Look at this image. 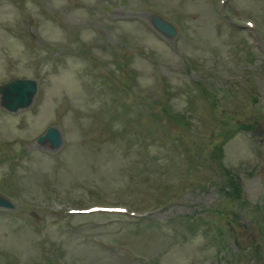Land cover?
Segmentation results:
<instances>
[{
    "label": "rangeland",
    "instance_id": "rangeland-1",
    "mask_svg": "<svg viewBox=\"0 0 264 264\" xmlns=\"http://www.w3.org/2000/svg\"><path fill=\"white\" fill-rule=\"evenodd\" d=\"M230 3L234 7H237L236 0H230ZM138 4L139 3H137V5ZM166 8L169 9L172 8V6ZM261 8L264 12V4ZM257 13L261 18L264 17L261 11L257 10ZM135 20L139 21L137 18H135ZM117 25L118 27L113 35L117 38L119 43H129L140 38V35L137 33V31L139 32L136 28L138 27L137 25L133 24V26H131L132 30L126 29L124 24L118 23ZM159 48L161 51L167 50L163 45H160ZM262 85L264 90V82ZM260 92L264 93L263 91ZM115 156L116 157H114L112 161L109 160L110 162L108 164H102L103 167H100L99 169L93 168L85 173L86 176H77V179H98L101 181L102 186L107 189L127 187L129 177L135 175L139 170L144 169L145 165L143 164H152L151 158L153 155L143 154V158L137 159L132 152H118ZM57 182L64 188H67V178H57ZM110 183H113L112 186H110ZM36 184V181L32 184L34 186L33 190L35 191ZM248 187H251L252 189L250 197L253 200L264 202V181L252 179L248 182ZM64 188L59 190L61 197H66V191ZM47 203L57 204L58 201L57 199H53L47 201ZM182 216L183 215H180L178 211H174L164 216L162 221H159L156 224L164 227L167 219L176 218V222H179L183 220ZM16 226L18 227L19 225L17 224ZM79 227H81L80 232H73L71 230L64 231L63 241L65 243L74 242V244L76 243L77 245H80L81 239H79L77 235H83L85 241H87V245L92 249L88 250L85 249V247L71 248L69 260L73 262V264H102V261L103 264H123L122 255L118 251L121 248L123 251H127V249L130 248L136 251H142L147 248L145 254L156 260L158 264H197L198 262H201L202 264H210V261L205 258L208 256V253H202L200 251L204 246V243L199 239H195L185 245L180 241L182 233L178 231L176 234L160 232L159 228L155 226L150 229L146 228L147 234L146 237H144L142 233L139 236H130L127 234V230H130V234L134 235L138 230H143L145 226L140 229L131 228L120 230L117 227H113L92 231L89 230L87 223L84 222L79 225ZM19 228L23 235V239L20 243L25 244L24 250H18L15 255L11 256V249L15 246L17 240L9 236L8 233H2L4 235L0 240V264H39L40 256L47 250L46 246L42 245L40 238L35 235L36 240L34 241L25 227L19 226ZM120 238L125 240V243L122 246H118L112 242V240ZM26 245H28V247H26ZM88 254L93 255L94 260L86 258V255Z\"/></svg>",
    "mask_w": 264,
    "mask_h": 264
}]
</instances>
